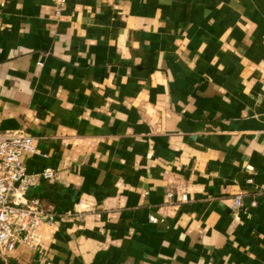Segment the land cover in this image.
<instances>
[{
  "label": "crops",
  "instance_id": "obj_1",
  "mask_svg": "<svg viewBox=\"0 0 264 264\" xmlns=\"http://www.w3.org/2000/svg\"><path fill=\"white\" fill-rule=\"evenodd\" d=\"M19 129L53 218L9 264H264V0H0Z\"/></svg>",
  "mask_w": 264,
  "mask_h": 264
},
{
  "label": "built area",
  "instance_id": "obj_2",
  "mask_svg": "<svg viewBox=\"0 0 264 264\" xmlns=\"http://www.w3.org/2000/svg\"><path fill=\"white\" fill-rule=\"evenodd\" d=\"M53 1L59 9L65 8L68 2ZM35 150L34 137L22 129L0 132V257L4 264H9L8 253L19 243L39 248V225L50 223L53 218V211L44 207L41 197L33 189L41 180L55 177L56 171L47 166L29 172L23 160L24 153ZM181 198L186 200L187 195L183 193ZM234 204H240V195L235 197ZM151 219L155 217L151 216Z\"/></svg>",
  "mask_w": 264,
  "mask_h": 264
}]
</instances>
